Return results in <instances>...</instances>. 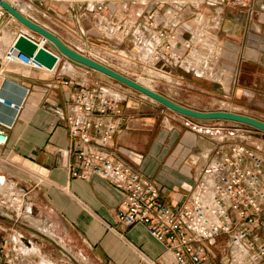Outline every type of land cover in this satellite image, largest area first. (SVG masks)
I'll return each mask as SVG.
<instances>
[{"label": "crops", "instance_id": "1", "mask_svg": "<svg viewBox=\"0 0 264 264\" xmlns=\"http://www.w3.org/2000/svg\"><path fill=\"white\" fill-rule=\"evenodd\" d=\"M88 9L85 3H77L73 11L66 4L38 0L29 14L66 45L84 53L83 43L71 33V29L78 28V20L91 40L102 41L99 30L83 16L84 12H94V7ZM200 9L207 20L220 18V27L211 33V40L220 50L218 70L223 81L218 83L170 68L167 81L222 98V103L230 108L226 112L264 122V0H226L213 6L204 4ZM45 12L50 17L44 16ZM193 12V8L187 10L185 28L196 26L191 20ZM1 19L0 85L8 79L28 88L29 93L8 130L9 142L1 150L5 160L16 168L0 165V178L3 181L5 177L27 192L32 210L24 215L25 219L0 214V251L5 247L13 249L21 256L22 264H176L165 244L154 239L146 226L128 227L120 222L119 189L98 176L84 180L73 174L84 169L74 154L65 119L76 88L65 81L92 82L93 70L66 58L54 71L5 65V51L20 33L36 39L40 35L17 20L10 21V14L4 9ZM5 32L9 37L1 41ZM123 92L127 96L123 103L125 127L106 150L114 161L146 175L161 190L162 200L174 209L188 202L218 149L243 144L264 155V135H256L258 140L248 145V137L202 123L213 121H191L141 93ZM4 93L17 102L23 96L21 89L8 85ZM164 95L186 107L197 104L183 99L182 91L170 90ZM175 96L181 99L176 100ZM213 110L206 106L202 111ZM0 117L11 120L13 114L0 107ZM19 212L22 213L20 208ZM260 223L262 229L255 233L264 237V211ZM40 228L47 229V233ZM6 238L9 245L4 244ZM200 246L213 263H222L230 256L226 235Z\"/></svg>", "mask_w": 264, "mask_h": 264}, {"label": "built area", "instance_id": "2", "mask_svg": "<svg viewBox=\"0 0 264 264\" xmlns=\"http://www.w3.org/2000/svg\"><path fill=\"white\" fill-rule=\"evenodd\" d=\"M5 1L36 21L29 10L38 0ZM44 1L69 5L73 11L77 3H85L87 11L89 6L94 7L92 14L84 12L83 16L99 30L102 41L91 40L80 20L78 28L71 29V33L79 37L88 52L80 53L107 66L115 61L132 63L168 77L171 75L168 68L183 69L200 78L223 81L218 70L220 50L211 40V33L220 27V18L205 19L200 7L226 0ZM191 8L194 9L191 20L196 26L185 28L187 10ZM0 12H3L1 7ZM44 16L50 17L46 12ZM15 20L10 15V21ZM32 38L39 46L53 50L48 38ZM15 41L4 54L5 65L56 69L49 70L34 57L23 55L15 48ZM65 84L76 88L65 119L74 154L84 169L83 172L75 170L73 174L84 180L98 176L121 191L120 222L128 227L146 226L154 239L165 244L176 264H264V237L255 233L262 229L260 220L264 211L263 154L243 144L218 149L215 158L201 173L188 202L174 209L162 200L161 190L146 175L114 161L106 150L125 127L123 103L127 96L123 90L94 84L88 79L78 82L69 79ZM6 85L23 91L20 104L4 93ZM28 93V88L8 79L0 85V107L13 114L11 120L0 117L1 159H7L1 150L9 142L8 130ZM3 179L0 181V214L12 219L14 213L17 218L30 214L32 204L28 193L5 177ZM220 235L229 239L230 256L222 263H213L200 244ZM9 243L6 238L4 244ZM0 255V264H22L21 256L9 247L2 248Z\"/></svg>", "mask_w": 264, "mask_h": 264}, {"label": "water", "instance_id": "3", "mask_svg": "<svg viewBox=\"0 0 264 264\" xmlns=\"http://www.w3.org/2000/svg\"><path fill=\"white\" fill-rule=\"evenodd\" d=\"M0 6L8 14L13 16L21 25L39 34L40 36H44L49 39L53 50H48V48L39 46L27 33H21L15 41V48L18 49L23 55L28 58L34 57L36 62L40 63L49 70L57 68L61 62V59L66 58L75 65L96 71L129 87L132 90H135L136 92L141 93L142 95L165 106L166 108L183 117L197 121L232 122L251 127L255 131L264 134V122L261 120L243 114L226 111H199L176 103L164 95L145 88L139 82L130 79L111 67L88 56H85L79 51L69 47L53 32L24 16L7 1L0 0Z\"/></svg>", "mask_w": 264, "mask_h": 264}, {"label": "rangeland", "instance_id": "4", "mask_svg": "<svg viewBox=\"0 0 264 264\" xmlns=\"http://www.w3.org/2000/svg\"><path fill=\"white\" fill-rule=\"evenodd\" d=\"M2 21L3 20L1 19L0 23ZM2 27H0V28H2ZM13 31H15V29ZM128 65H129V67H123V65L121 63L115 61L114 63H112L108 66L111 67L112 69L116 70L117 72H119V73L129 77L130 79H133V80L139 82V83L143 82V81H147L149 83L150 87L152 86L151 87L152 90H154L155 92H157L161 95L167 94V91L170 92V90H174L177 92L182 91L183 99L184 98L190 99L191 101L197 102V104H195L194 108H192V109H196V110L200 109L199 111H202L206 106L212 107V109H214L213 111H226V110L230 109L229 106L224 105L222 103V101H223L222 98H219L217 96H213L211 94H207L205 92H202L201 90H196L193 88L187 89L185 87H179L174 83H172V84L169 83L167 80L170 81V78L168 76L163 77L162 75H166V74H164L162 72H158V71L153 72V70L149 71L148 69H140L137 66L133 65L132 63H128ZM178 70H183V69H178ZM155 76H156V78H155ZM91 79H92V82L94 84L109 85V86L115 87L117 89L130 91L131 93H139V92H136L135 90H132L129 87H127V86H125V85H123V84L103 75V74H100L96 71L91 72ZM196 98H198V101L196 100ZM174 99L180 100L181 98L175 96ZM184 102L187 105L193 106L192 104H190V102H186V101H184ZM189 108H191V107H189ZM192 120L193 119H191V121ZM193 121H195V120H193ZM202 123H203V125L207 124V125H214L217 127H224V129L226 128L225 130L231 131L232 133H234L237 136L248 137V140L245 141V143H247L248 145H251V144L253 145V143L256 142V140H258L259 137H261V135H264L263 133L255 131L251 127L232 123V122L213 121V122H202ZM227 131H225V132H227ZM256 135L259 137H257ZM0 165L9 167L5 163L4 164L0 163ZM1 173L3 174L2 169H1ZM13 216L16 217V214L14 213ZM20 219H24V217L20 218ZM70 264H74V263L70 262Z\"/></svg>", "mask_w": 264, "mask_h": 264}, {"label": "bare ground", "instance_id": "5", "mask_svg": "<svg viewBox=\"0 0 264 264\" xmlns=\"http://www.w3.org/2000/svg\"><path fill=\"white\" fill-rule=\"evenodd\" d=\"M1 7V6H0ZM6 34H5V37H2L1 38V41H7V39H8V37L9 36H7L8 35V33L7 32H5ZM11 33V32H10ZM9 43V42H8ZM8 48V47H7ZM6 52V51H5ZM123 65V67H129V65L128 64H126V63H124V64H122ZM72 69V68H71ZM149 71H151L150 69H148ZM154 72V71H153ZM163 77H166V75H162ZM155 78H156V76H155ZM146 79V78H145ZM151 80V79H150ZM140 84L142 85V86H144L145 88H147V89H150V90H152V86L150 87V85H149V83L147 82V81H143V82H140ZM152 91H154V90H152ZM17 104H20V102H17ZM0 163H2V164H7L9 167H12V168H16L15 167V165H13V163L10 161V160H5V159H1L0 158ZM18 168V167H17ZM23 170V169H22ZM22 170H19L18 169V171H20V172H24V170L22 171ZM25 173V172H24ZM2 179L0 178V181H1ZM27 217V216H26ZM44 233H47V229H45V228H40Z\"/></svg>", "mask_w": 264, "mask_h": 264}]
</instances>
